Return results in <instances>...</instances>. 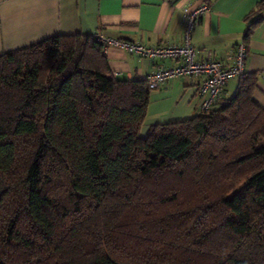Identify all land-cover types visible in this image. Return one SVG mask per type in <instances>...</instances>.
I'll return each instance as SVG.
<instances>
[{
  "label": "trees",
  "instance_id": "16d2710c",
  "mask_svg": "<svg viewBox=\"0 0 264 264\" xmlns=\"http://www.w3.org/2000/svg\"><path fill=\"white\" fill-rule=\"evenodd\" d=\"M256 88L245 73L211 109L141 135L151 90L115 77L94 34L1 53L0 264H264Z\"/></svg>",
  "mask_w": 264,
  "mask_h": 264
},
{
  "label": "crops",
  "instance_id": "0c3cea01",
  "mask_svg": "<svg viewBox=\"0 0 264 264\" xmlns=\"http://www.w3.org/2000/svg\"><path fill=\"white\" fill-rule=\"evenodd\" d=\"M264 0H0V54L53 35H92L139 42L147 46L181 44L183 9L201 3L209 9L194 27L191 43L196 58L207 52L226 61L235 44L244 42L245 17ZM261 18L248 41L244 72L257 74L254 99L264 107V9L250 20ZM249 20V21H250ZM102 50V48H101ZM112 74L119 79H145L158 65L172 66L173 59H148L120 48L102 50ZM238 78H231L222 99L230 97ZM197 79L180 77L151 90L144 135L157 123L182 120L200 112Z\"/></svg>",
  "mask_w": 264,
  "mask_h": 264
},
{
  "label": "built area",
  "instance_id": "2783aa9c",
  "mask_svg": "<svg viewBox=\"0 0 264 264\" xmlns=\"http://www.w3.org/2000/svg\"><path fill=\"white\" fill-rule=\"evenodd\" d=\"M209 9V5L201 3L195 7L183 9L184 29L181 44H163L147 46L139 42L116 39L95 32L94 36L101 44L103 51L108 48H120L128 53L148 59H173L179 63L172 66L158 65L146 77L150 90L156 89L170 79L192 77L197 79L196 94L200 98V111H207L218 104L224 95L227 82L231 78L244 76V64L247 47L244 42L235 44L226 61L214 59L207 52L202 59L196 58V51L191 43L194 27L201 16Z\"/></svg>",
  "mask_w": 264,
  "mask_h": 264
},
{
  "label": "rangeland",
  "instance_id": "374dc122",
  "mask_svg": "<svg viewBox=\"0 0 264 264\" xmlns=\"http://www.w3.org/2000/svg\"><path fill=\"white\" fill-rule=\"evenodd\" d=\"M232 224L237 228V229H248V223H247V213L246 209L243 208L241 213L236 215L232 214Z\"/></svg>",
  "mask_w": 264,
  "mask_h": 264
}]
</instances>
